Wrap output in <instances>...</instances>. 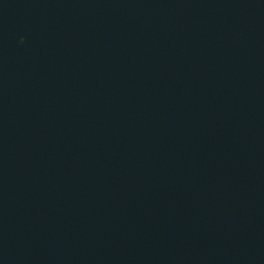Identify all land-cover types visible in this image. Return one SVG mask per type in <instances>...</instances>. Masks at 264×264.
Instances as JSON below:
<instances>
[{"label": "water", "instance_id": "water-1", "mask_svg": "<svg viewBox=\"0 0 264 264\" xmlns=\"http://www.w3.org/2000/svg\"><path fill=\"white\" fill-rule=\"evenodd\" d=\"M0 264H264V0H0Z\"/></svg>", "mask_w": 264, "mask_h": 264}]
</instances>
